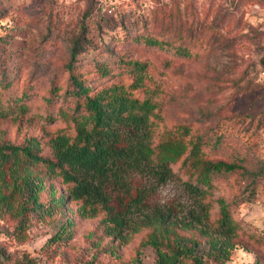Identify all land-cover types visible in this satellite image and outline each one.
I'll use <instances>...</instances> for the list:
<instances>
[{"label": "rangeland", "instance_id": "374dc122", "mask_svg": "<svg viewBox=\"0 0 264 264\" xmlns=\"http://www.w3.org/2000/svg\"><path fill=\"white\" fill-rule=\"evenodd\" d=\"M137 73L142 84L132 95L155 104L152 145H185L147 201L186 216L197 196L184 180L198 183L209 202L208 232L146 225L118 239L107 234L103 210L83 214L82 199L65 197L71 183L37 162L27 168L42 181L43 209L32 202L22 214L0 209L1 251L38 264H154L147 239L156 232L165 251L176 236L197 241L202 264H264V0H0V144L35 136L51 157L48 133L90 125L72 74L93 93L129 85ZM218 160L236 166L207 173L205 162ZM152 181L132 177L133 185ZM108 190L119 201L122 190ZM222 202L234 226L228 235L217 228ZM221 241L227 252L217 255L210 243ZM193 261L184 256L182 264Z\"/></svg>", "mask_w": 264, "mask_h": 264}, {"label": "trees", "instance_id": "16d2710c", "mask_svg": "<svg viewBox=\"0 0 264 264\" xmlns=\"http://www.w3.org/2000/svg\"><path fill=\"white\" fill-rule=\"evenodd\" d=\"M146 40L157 42L154 38ZM79 44V38L74 39L72 60L79 50ZM71 79L75 86L74 92L85 96L84 106L90 125L81 120L77 122L74 134L64 129L48 133L45 142L50 147L51 157L39 152L40 141L35 136L19 144L1 143L0 209L22 214L29 209L28 202H32V208L43 209L42 203L37 201L42 181L27 168L28 164L41 162L47 172L57 174L63 181L71 183L65 197L82 199L83 214L94 215L103 210L107 234H113L118 239L124 240L130 232L146 225L168 228L169 224H177L184 228L199 227L202 233H207L209 202L202 200L205 188L198 183L184 180L188 190L197 196V201H193L186 216H178L168 206L151 207L147 201L154 184L164 183L173 175L170 163L180 157L185 145L177 141L152 145L154 121L151 116L155 104L148 97L132 95V89L141 86L142 75L137 73L129 85L113 82L93 93H88L89 87L76 75L72 74ZM196 149L194 146L191 152L194 153ZM183 162H186V158ZM235 166L222 160L204 164L207 173ZM136 174L151 178L153 183L148 186L133 185L132 177ZM110 184L122 190L119 201H112L108 190ZM202 184L209 185L208 176L204 177ZM22 195L25 197L15 203L16 198ZM60 199L54 197V201ZM220 210L218 232L228 235L234 228L229 209L222 202ZM158 237L155 232L147 239L157 252L154 264H182L184 256L192 257V264H202L197 241L188 243L176 236L172 244L169 241V250L165 251ZM210 246L217 255L227 252L225 241L218 244L211 242ZM0 264L38 263L27 254L10 259L0 249Z\"/></svg>", "mask_w": 264, "mask_h": 264}]
</instances>
